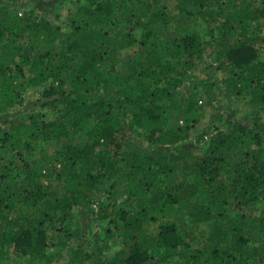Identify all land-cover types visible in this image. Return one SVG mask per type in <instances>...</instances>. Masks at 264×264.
<instances>
[{
    "label": "trees",
    "instance_id": "1",
    "mask_svg": "<svg viewBox=\"0 0 264 264\" xmlns=\"http://www.w3.org/2000/svg\"><path fill=\"white\" fill-rule=\"evenodd\" d=\"M52 1L0 0V264H264V0Z\"/></svg>",
    "mask_w": 264,
    "mask_h": 264
},
{
    "label": "rangeland",
    "instance_id": "2",
    "mask_svg": "<svg viewBox=\"0 0 264 264\" xmlns=\"http://www.w3.org/2000/svg\"><path fill=\"white\" fill-rule=\"evenodd\" d=\"M170 4H174L175 1L174 0H169ZM27 5V3H22V5ZM30 6V5H29ZM28 6V7H29ZM39 6V7H38ZM37 6L36 12L41 15V16H45L47 18H49L50 20L54 21L56 24H61L63 23L68 17H69V12L68 7L69 6H73V2L72 0H66L64 3H60L58 2V0L56 1H52L49 3H43ZM31 7V6H30ZM33 7V5H32ZM23 9V8H22ZM153 27L156 31V33L158 34V36L160 38H173L174 35L171 32H168V30H163L159 25L157 24H153ZM204 31V30H202ZM131 49H126L125 52H130ZM213 56L210 55L209 53H207L205 55V59L207 60H212ZM218 76H220V73L218 74ZM218 80V84L219 86L222 87V84L219 82L220 77L217 78ZM40 97V93L39 90H35V91H31L29 92V94L27 95L28 98V102L26 107L22 108V110L29 112L35 109H38V106L35 105V103L39 102L38 98ZM218 106L220 108L226 109L227 108V104H225V100L223 97V93L220 94V99L218 101ZM46 114V113H45ZM50 114L47 113L46 118H49ZM51 116H54V114L52 113ZM202 130L201 127H197L195 129L192 130V135L190 137V139L182 142L183 146H191V147H196L197 145V141H196V135L198 133H200ZM85 138L84 137H80L77 139L76 143L77 145L82 146L81 144L84 142ZM199 147H201L202 149H205V143H202ZM121 226H123V224H121ZM89 228H90V234H89V238L92 241V247L90 249L93 248V246L95 245L96 242H98V245H102V246H108V248L105 250V252L103 253V258L107 259L109 258L111 255L117 253V251L119 249H121L122 247H124V245L118 240L117 237L113 236L110 234V237H107V234L105 235V232L107 231V228L110 230H114L115 227L114 226H108L107 222H101L98 219H94V220H90L89 222ZM97 231L101 232V235H95ZM97 236V237H96ZM126 248V247H125Z\"/></svg>",
    "mask_w": 264,
    "mask_h": 264
}]
</instances>
